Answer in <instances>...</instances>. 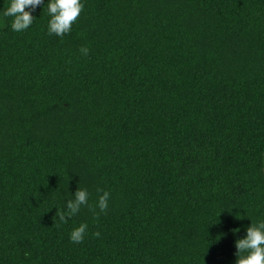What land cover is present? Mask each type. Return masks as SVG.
<instances>
[{"label": "trees", "instance_id": "1", "mask_svg": "<svg viewBox=\"0 0 264 264\" xmlns=\"http://www.w3.org/2000/svg\"><path fill=\"white\" fill-rule=\"evenodd\" d=\"M81 2L58 37L49 0L23 32L0 0V264H236L264 221V0ZM78 188L107 211L61 224Z\"/></svg>", "mask_w": 264, "mask_h": 264}, {"label": "clouds", "instance_id": "2", "mask_svg": "<svg viewBox=\"0 0 264 264\" xmlns=\"http://www.w3.org/2000/svg\"><path fill=\"white\" fill-rule=\"evenodd\" d=\"M43 3V0H10L9 6L4 11L5 17H12L11 29L15 32H23L27 30L36 19L31 11L35 10ZM51 19L48 23L49 35L55 34L58 37H63L72 30V25L78 21L84 4L81 0H49L47 4ZM80 52L87 55L88 49L82 47ZM102 192L99 196L97 204L91 206L88 203L89 193L86 189L78 188L74 194V198L68 199L66 210L58 209L55 217H58L61 224H66L68 219L77 215L82 206H88L89 210L99 216L100 213H106L110 192L98 189ZM99 208V213L96 208ZM55 223V220H54ZM60 227V224H55ZM87 224L81 223L78 227L72 230L70 240L73 243H82L87 232ZM239 228L232 229L233 234L239 232ZM247 235L245 238L237 239L235 246L237 248L236 264H264V221L259 223H251V226L246 229ZM95 237H99L100 233H93Z\"/></svg>", "mask_w": 264, "mask_h": 264}]
</instances>
